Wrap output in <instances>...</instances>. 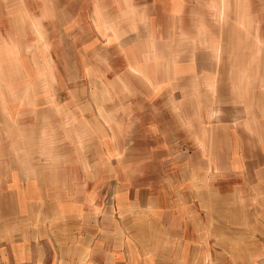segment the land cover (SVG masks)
<instances>
[{
    "label": "rangeland",
    "instance_id": "1",
    "mask_svg": "<svg viewBox=\"0 0 264 264\" xmlns=\"http://www.w3.org/2000/svg\"><path fill=\"white\" fill-rule=\"evenodd\" d=\"M202 1L120 46L0 0V264H264V0Z\"/></svg>",
    "mask_w": 264,
    "mask_h": 264
},
{
    "label": "crops",
    "instance_id": "2",
    "mask_svg": "<svg viewBox=\"0 0 264 264\" xmlns=\"http://www.w3.org/2000/svg\"><path fill=\"white\" fill-rule=\"evenodd\" d=\"M79 2V1H78ZM193 4V9L189 7V3ZM82 13L80 17L88 19L91 26L88 25L90 31L96 33L99 37L98 40H106L110 32L114 33L113 36L117 45L126 39H131L134 35H139L137 32L141 30L152 31L151 36H158V32H163L165 36L162 40H169L171 38L172 30H178L179 34L187 32V24L190 17L194 16V30L198 36L203 31V1L202 0H80ZM245 8V6H244ZM230 8H225L222 12H227V17L238 15L239 13H230ZM226 10V11H225ZM220 11V10H218ZM217 8L213 7L211 14H218ZM238 12V11H237ZM245 11L242 10L244 16ZM248 13H246L247 15ZM219 15V14H218ZM242 19L244 20V17ZM89 17V18H88ZM80 18L79 20H81ZM241 19V20H242ZM83 20V19H82ZM100 24H96V21ZM78 24V23H77ZM74 24L73 30L81 31L82 28L86 29L84 25ZM212 28L218 29L215 23H210ZM220 25V24H219ZM234 25V22L227 23L226 29ZM245 25V22H241ZM92 27V28H91ZM244 30V26L242 27ZM121 32V33H118ZM118 34V35H117ZM124 34V35H122ZM136 35V36H137ZM148 38L146 44L154 46L160 43L159 38ZM120 39V40H118ZM140 38L132 40L127 46L129 47V55H132L133 46ZM150 41V42H149Z\"/></svg>",
    "mask_w": 264,
    "mask_h": 264
}]
</instances>
